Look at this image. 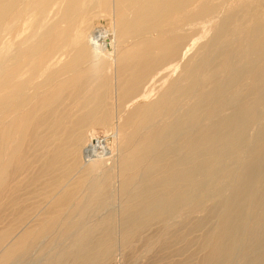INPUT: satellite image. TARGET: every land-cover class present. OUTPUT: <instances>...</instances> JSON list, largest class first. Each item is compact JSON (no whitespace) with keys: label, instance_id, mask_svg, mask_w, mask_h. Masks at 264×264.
Instances as JSON below:
<instances>
[{"label":"bare ground","instance_id":"obj_1","mask_svg":"<svg viewBox=\"0 0 264 264\" xmlns=\"http://www.w3.org/2000/svg\"><path fill=\"white\" fill-rule=\"evenodd\" d=\"M218 2L0 0V264L44 238H71L44 264H106L119 236L147 264H264V16ZM117 120L99 218L92 129Z\"/></svg>","mask_w":264,"mask_h":264},{"label":"rangeland","instance_id":"obj_2","mask_svg":"<svg viewBox=\"0 0 264 264\" xmlns=\"http://www.w3.org/2000/svg\"><path fill=\"white\" fill-rule=\"evenodd\" d=\"M217 2L219 1V0H216ZM223 1V0H222ZM230 1V2H229ZM232 1H234V0H226V3H224L225 5H227V4H229V5H227V6H229L228 7V10L230 9L231 10V8L233 9V7H235L236 9L237 8H240L241 9V7H243V5H244V7L246 8V9H244V7L242 8V9H244V11L246 12V14L243 12V22H244V25L245 26H248L252 21H253V18H251L250 20H249V16H254V14H255V12H256V10H258V12L259 13H257V14H259L260 15V13H261V15H263L264 16V3H263V1H262V4H261V1L260 0H245V2L246 1H248L249 3L248 4H246L245 2H244V0H236V1H234L235 3H233ZM239 1H241V5L239 4ZM252 1L254 2V3H252ZM260 1V2H259ZM221 2V0L218 2V3H220ZM228 2V3H227ZM238 2V3H237ZM257 2H258V4H261V5H263L262 6V8H261V5H258L257 4ZM232 3H233V5H232ZM236 3H237V5L238 6H236ZM252 4H254L253 6H254V8H256V9H254V8H252L253 6H252ZM256 4L258 5V6H256ZM231 5V6H230ZM241 7H240V6ZM226 6V7H227ZM250 6H252V7H249ZM100 8L101 7H98V8H96L95 9V14H97V16H95L94 18H93V21H92V23H93V26H99V27H102V28H104L105 30H112V24H111V18H110V16L108 15V14H105V13H107V12H103V11H105L103 8H101V10H100ZM262 10H261V9ZM99 9V10H98ZM103 9V10H102ZM240 9H238V10H240ZM250 10V12L252 11V13H249V10ZM98 10V11H97ZM233 10H235V9H233ZM260 10H261V12H260ZM102 11V12H101ZM248 13V14H247ZM254 13V14H253ZM257 14H256V16H257ZM247 15V16H246ZM246 17V18H245ZM246 20V21H245ZM246 23V24H245ZM110 28V29H109ZM111 33V32H110ZM101 40H104L103 38H101ZM131 45L130 44H127V48H129ZM194 48H196V46L194 47ZM194 48H192V50L191 51H193L194 50ZM115 64V63H114ZM114 64L111 66V67H113V71H114V68L116 67H114ZM177 70H180V69H177ZM178 73V71H176V73L175 74H177ZM173 74H174V72H172V74L168 77H166L167 79H165L164 78V82L165 81H167V82H163V81H158V82H160V86L158 85V87H159V89H162V88H164L165 86V84L166 83H168V78L170 79L172 76H173ZM115 82H119L118 81V79L116 80V81H114L113 83V85L114 86H116L117 87V89H118V83H115ZM158 82H157V84H158ZM161 83H163L162 85L164 86H161ZM115 84H117V85H115ZM116 87H115V89H116ZM116 89V94H119V90H117ZM152 97L154 98L155 96L154 95H152ZM151 97V98H152ZM114 102V101H113ZM132 106V105H131ZM131 106H129V107H127V109H128V111H129V109H131ZM127 109H125V111H123L122 112V114L124 115V112H125V114L127 113ZM125 116V115H124ZM115 123L116 124H119L120 123V120H117V121H115V122H113L112 123V125H111V127H109V130H106L107 129V127H103L102 125L100 126V125H95V128L93 127V132H94V134H95V136L97 137L98 136V139H100V140H102V141H105V143H106V145H107V147H108V149L106 150V152L107 153H104L105 155H103V159L102 160H104V161H102L101 160V162L103 163V165H102V170L101 171H103L104 172V170H109V169H111V171L113 172L114 171V175H116V177H113V179H114V181L112 180V184L114 185H112V189H113V187H114V189H113V191H115V193H113V194H116V195H114L115 196V198L110 202V204L109 205H107V207H103V208H101V210L99 209L98 211H97V213H96V215H98L99 216V218H101L102 216H105L107 213H110L111 211H114V212H117V213H120V211H121V209H122V205L121 204H123V201H122V196H121V194H120V192H119V188H120V183H121V181H119V180H121V177H119L120 175H119V171L118 170H120L119 169V159L121 158V153H122V149H121V145L120 144H118L119 142H118V140H119V135L118 134H116V132H115V127L114 128H112V126H114L115 125ZM118 135V136H117ZM117 136V137H116ZM119 148V149H118ZM121 150V151H120ZM120 155V156H119ZM106 156V157H105ZM116 159H117V161H116ZM112 162H111V161ZM117 165V166H116ZM114 166V167H113ZM105 167V168H104ZM113 169H115V170H113ZM101 171H99L98 172V175L99 174H101L102 175V173H101ZM118 171V172H117ZM116 172V173H115ZM119 175V176H118ZM120 178V179H119ZM115 179H117L116 181H115ZM116 188V189H115ZM116 191H117V193H116ZM108 211V212H107ZM98 216H97V218H98ZM101 216V217H100ZM71 238H69V239H63L62 241V243H60V241L61 240H59V244H61V245H59L58 243H57V245H56V242H55V240L53 239V238H44V239H42L40 242H38L34 247H33V249H31L27 254H25V255H27L26 257H25V255L24 256H22L21 258H23L24 260H18L16 263H14V264H44V263H46L48 260H50L51 258L50 257H52V255L53 254H55L58 250H59V247L60 248H63V247H65V246H69V242L71 243V241H69ZM121 237L119 236L118 237V241H117V245H116V248H115V250H114V254H113V256H112V259L109 261V262H107L106 264H147L148 263V259L147 258H149V255H148V252L144 249V247L142 246V241L141 240H139V241H137L136 243H135V245L136 246H134L135 247V250L138 252L135 256H134V258L133 257H131V251L128 249V248H126V247H124V245L122 244V241H121ZM68 240V241H67ZM53 241V242H52ZM53 243V245L55 246V247H53V248H50V250L49 251H47L48 250V243ZM52 244H50L49 246L50 247H52L51 246ZM59 245V246H58ZM64 245V246H63ZM57 246V247H56ZM36 247V248H35ZM46 247H48V248H46ZM35 248V249H34ZM56 248V250H53V249H55ZM57 248H58V250H57ZM144 251H143V250ZM44 250V251H43ZM55 251V252H54ZM130 251V252H129ZM143 251V252H142ZM41 252V253H40ZM51 253V254H50ZM130 253V254H129ZM28 254H30L29 256H28ZM47 254V255H46ZM51 255V256H50ZM130 255V256H129ZM148 255V256H147ZM33 256V257H32ZM54 256V255H53ZM130 259H129V258ZM136 257V258H135ZM146 257V258H145ZM179 257H181L182 258V256H179ZM179 257H177V258H179ZM239 257V256H238ZM235 258V261L233 260V263L235 262V264H237V262H238V264L240 263V264H243L242 262H243V260L239 257V258ZM48 260H47V259ZM129 259V260H128ZM132 259V260H131ZM236 259H238V260H236ZM239 259H240V261H239ZM140 260V261H139ZM20 261V262H19ZM27 261V262H26ZM237 261V262H236ZM114 262V263H113ZM233 263H231V264H233Z\"/></svg>","mask_w":264,"mask_h":264}]
</instances>
